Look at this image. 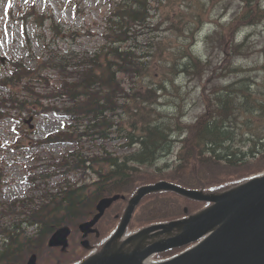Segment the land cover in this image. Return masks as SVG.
<instances>
[{
	"label": "trees",
	"instance_id": "trees-1",
	"mask_svg": "<svg viewBox=\"0 0 264 264\" xmlns=\"http://www.w3.org/2000/svg\"><path fill=\"white\" fill-rule=\"evenodd\" d=\"M235 1L237 6L233 7ZM152 9H158L155 22ZM232 9V16L226 20L225 14ZM263 21L264 0H188L186 5L176 0H117L109 8L104 39L96 50L78 54L77 62L71 63L76 70L69 73L66 68L70 64L58 61L61 77L54 92L41 94L30 86L31 80L40 76L39 68L11 62L7 74L0 77V87L6 89L0 94V110L4 106L36 112L34 105L61 113L70 123L59 134L49 136L47 142L78 145L82 139L109 138L123 140L126 150L117 156L101 146L100 153L89 157L79 150L63 154L64 172L92 170L94 179L80 184L65 181L54 192L46 193L43 202L29 207L24 217L1 224L0 264H25L39 245L46 246L57 227L67 224L72 229L91 217L102 196L119 193L125 198L115 200L105 211L102 219L111 210L114 219L110 227L99 225L100 235L92 236L96 246L113 232L128 198L141 185L167 180L205 192L219 191L256 169H264V84L259 80L264 76V45L259 59L251 60L262 59V63L244 66L238 62L254 51L246 29ZM241 31H246L243 37ZM169 38L171 48L166 42ZM198 42L207 51L204 62L194 61L203 54L196 50ZM176 57L183 59L182 64L196 63L191 66L196 71L188 79H197L202 111L188 120L182 115L183 97L180 102L167 97L166 92L174 96L167 90L170 87L144 79L152 73L166 74ZM166 64L168 68H164ZM226 76L233 79L224 83L221 77ZM21 88L29 95L21 96ZM238 125L248 127L249 134H238ZM241 136L248 142L237 138ZM220 167L244 173L221 184L212 182L210 174ZM204 205L171 190L149 192L136 205L127 229L184 217ZM70 250L69 239L67 249H58L60 255L53 262H73L75 258H68ZM175 251L178 249L158 255Z\"/></svg>",
	"mask_w": 264,
	"mask_h": 264
},
{
	"label": "rangeland",
	"instance_id": "rangeland-1",
	"mask_svg": "<svg viewBox=\"0 0 264 264\" xmlns=\"http://www.w3.org/2000/svg\"><path fill=\"white\" fill-rule=\"evenodd\" d=\"M116 1L11 0V7L7 9V15H5L8 0H0V77L7 74L11 62L21 61L27 68H39L40 76L30 82V86L35 91L41 94L54 92L61 77L57 68L60 65L58 61L70 64L66 68L69 73L76 70L73 64L77 62L78 54L96 50L104 39L103 30L109 8ZM232 5L236 7L237 2L235 1L234 4L232 2ZM217 10L221 11V9ZM150 12L154 15L153 22H155L158 19V9H152ZM232 13L233 9L225 14L226 20L232 16ZM40 16H44L45 19ZM246 31L250 32L248 44L253 45L254 51L249 58L239 59L238 62L244 66H254L263 61L262 59L258 62L251 60L259 59V50L264 45V21ZM246 31H241L240 36L243 37ZM166 42L170 44L172 40L169 38ZM172 45L170 44L168 48ZM196 50L204 55L207 54L201 42H198ZM208 75L207 72L203 80ZM231 79H233L232 76L221 77L224 83ZM259 80L264 84L263 75ZM207 81H210V78ZM216 81L217 78L213 80V82ZM175 83L167 89L173 92L174 96L168 92L165 95L175 98L178 102L183 97L182 115L188 120L202 111L197 79L181 78ZM21 90V96L29 95L23 88ZM5 91V88L0 87V94ZM41 102L47 103L46 99ZM31 106L36 109V112L18 108L8 110L4 106L0 110V225L10 219L24 217L29 207L43 202L46 193L54 192L65 181L68 184H80L94 179L95 174L92 170L64 172L67 168L61 166L63 154L79 150L85 157H89L100 153L104 147L107 152L119 156L126 150L122 147L123 140L115 141L109 138L82 139L78 145L56 140L47 142L45 140L49 136L59 134L70 121L61 113L43 111L37 106V108L34 105ZM29 116L31 120L27 121ZM261 130L263 133L264 129ZM174 153L168 156L166 159L168 162L174 158ZM162 162L165 161H160ZM262 163L260 162L259 165ZM230 169V167L215 168V172L210 174L213 178L212 182L217 181L221 184L226 182L225 179H234L244 173L239 172V169L229 172ZM261 170L259 168L252 173ZM215 175L216 178H214ZM211 177L206 176V179ZM113 219L111 210L105 214L99 225L110 227ZM75 228H72L69 238L70 251L73 255L68 254L69 259H75L69 264L77 263L88 253L80 247V232ZM29 230L32 228L30 227ZM127 236L125 234L124 238ZM89 240L95 244L91 236ZM115 243H123V239H118ZM113 245L114 243L111 246ZM36 253L39 264H57L53 261L60 255L58 249L48 248L47 245L44 247L39 245ZM163 256H155L151 259ZM46 258H49L50 262H44Z\"/></svg>",
	"mask_w": 264,
	"mask_h": 264
},
{
	"label": "water",
	"instance_id": "water-1",
	"mask_svg": "<svg viewBox=\"0 0 264 264\" xmlns=\"http://www.w3.org/2000/svg\"><path fill=\"white\" fill-rule=\"evenodd\" d=\"M162 189L210 204L186 218L146 226L127 241L142 239L149 234L171 232L176 228L177 234L173 236L149 242L127 253L101 251L78 264H264V172L217 193H204L164 180L143 185L129 199L120 223L108 242L123 234L136 204L145 194ZM119 197L124 196L114 194L100 198L92 218L78 225L83 236L81 244L85 248L91 246L87 235L92 232L97 234L95 223ZM69 232L68 226L57 228L50 235L48 246H60L61 250H65ZM192 242L190 247L172 257L144 262L152 254ZM26 264H37L36 255L31 254Z\"/></svg>",
	"mask_w": 264,
	"mask_h": 264
},
{
	"label": "bare ground",
	"instance_id": "bare-ground-1",
	"mask_svg": "<svg viewBox=\"0 0 264 264\" xmlns=\"http://www.w3.org/2000/svg\"><path fill=\"white\" fill-rule=\"evenodd\" d=\"M176 1H180L184 5H186L188 2V0H176ZM206 59H207V56L200 54L199 57L196 58L194 61L195 62H199V61L204 62ZM182 63H183V59L181 57H176L174 59V62L172 64H170L169 69L166 70V74L152 73V74L146 75L144 79H146L149 82L150 81L157 82L159 84L167 85V87H171L172 85L176 84L175 82H177L178 80H181V78H189L192 75V72L196 71L194 66L191 67L192 65H196V63H194V62H192V63L187 62L185 64H182ZM164 68H168V65L166 64ZM167 73H170V74H167ZM229 97H231V95H229L228 98ZM235 107H237L238 109H240L242 111H245V109H243L242 107H239V106H235ZM236 111L232 112V114L235 113ZM236 114H238V113H236ZM222 119L223 118H216L215 121L216 120H222ZM228 128H229V126H228ZM235 131L238 134L246 135L247 132L249 134L250 130L248 127H246L244 125L243 126L238 125V126H236ZM242 137L243 136L237 137V138L242 140V142H244V143L248 142V140H249L248 138H242ZM139 246L142 247L143 245L140 243ZM114 250H116L117 252L124 253V252L130 251L131 249H126L125 247L123 249L122 248L117 249V247H114L111 250H109V252H116Z\"/></svg>",
	"mask_w": 264,
	"mask_h": 264
},
{
	"label": "snow or ice",
	"instance_id": "snow-or-ice-1",
	"mask_svg": "<svg viewBox=\"0 0 264 264\" xmlns=\"http://www.w3.org/2000/svg\"><path fill=\"white\" fill-rule=\"evenodd\" d=\"M11 7V0H8V4L5 7V15H7V9Z\"/></svg>",
	"mask_w": 264,
	"mask_h": 264
}]
</instances>
